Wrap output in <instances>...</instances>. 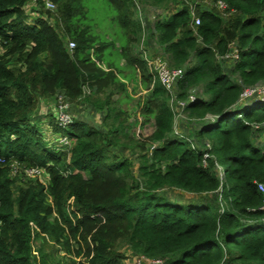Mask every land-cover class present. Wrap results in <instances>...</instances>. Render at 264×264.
<instances>
[{"label": "trees", "instance_id": "16d2710c", "mask_svg": "<svg viewBox=\"0 0 264 264\" xmlns=\"http://www.w3.org/2000/svg\"><path fill=\"white\" fill-rule=\"evenodd\" d=\"M52 1L56 12L44 10L28 25L29 0H0V264H58L61 252L76 264H125L123 248L165 264H264V143L254 139L264 130V99H241L244 88L264 82V0H214L235 12L226 21L196 4L198 25L182 2L149 28L167 65L186 69L175 97L186 102L195 90L183 111L202 125L200 147L175 132L173 94L132 49L145 36L136 5L179 0H109L114 27L106 37L85 24L84 0ZM66 41L74 42L71 51ZM231 42L238 59L227 72ZM109 47L116 58L106 61ZM131 82L138 85V127L154 126L145 139L129 133L112 99L130 96ZM59 93L70 105L104 112L106 130L75 116L65 129L52 125L71 147H48L31 114L38 98ZM208 116L214 120L206 123ZM113 146L137 155V177ZM12 163L38 167L46 182L15 186Z\"/></svg>", "mask_w": 264, "mask_h": 264}, {"label": "rangeland", "instance_id": "374dc122", "mask_svg": "<svg viewBox=\"0 0 264 264\" xmlns=\"http://www.w3.org/2000/svg\"><path fill=\"white\" fill-rule=\"evenodd\" d=\"M181 2V3H180ZM183 3L187 5L190 8V11H193L195 13V5L198 4L200 6V9L205 10V11H211L215 12L218 16H220L222 19L229 20L233 18L236 14L235 12H230L224 6L219 5L216 1L214 0H179V2L176 3H169V5H166L164 7L159 6H151L148 4H140L139 7L141 8V16L143 17L140 18L138 15L134 17L136 21H140L141 25H144L143 28L145 29V41L142 45V51L140 54V51L138 50L137 44H132V49L134 52V49L136 50L135 53L148 56L150 60L152 59H159L160 61H165V56L163 54V51L161 47L157 46V44L152 40L150 36V30L149 28L152 27L153 21L160 17L163 16L162 19H166L169 15L173 14L175 11L180 10L183 6ZM83 6L87 10V18L85 24H89L91 26L90 30H92L93 34H101L106 37L109 33H111L112 27H114V24H112V21H110V18L114 16V9L113 6L111 5L109 0H84L83 1ZM201 10V11H202ZM35 12V13H32ZM44 10L42 9H37V6L28 3L27 8H26V14L27 17L25 19V22L28 25H34L35 19L37 18H42L41 16L44 15ZM45 16V15H44ZM48 23L50 21L48 20ZM51 24V23H50ZM80 26H83L82 24ZM60 34V33H59ZM64 39L66 37L62 34H60ZM144 35V34H143ZM147 35V36H146ZM117 40V37H116ZM115 45L117 46L118 43L116 42ZM229 47L232 49L236 47L234 42H231L229 44ZM112 48V47H111ZM110 47L107 48L105 51L107 54L104 55L107 59L110 60L116 58V54L111 53V55H108L109 50L111 49ZM4 49L0 46V54ZM106 61L104 62L103 66H106ZM114 61V60H113ZM237 61L235 60L231 55L225 58V62L223 63L224 65V70L227 72H230L234 62ZM123 61L120 62V64H124ZM116 64H119V59L115 62ZM186 70V69H185ZM234 79L235 77L232 76ZM236 79V78H235ZM237 82H239L237 80ZM138 85L136 82H131L129 87L127 88V93H131L129 95H124V94H119L115 93L113 95L112 99L117 100L116 106L123 110L126 113L127 116V123L130 125V130L129 133L135 136L136 134H139L142 139H145L146 136H148L152 131H153V122L149 121L145 123L144 125H141L138 127V121L142 122V116L139 114V110L136 107V101L139 100L138 97ZM246 90L245 94L242 95V100H250L251 98L255 97V95H259L261 101L264 96V82L257 83L255 86L252 88L246 87L244 88ZM87 90H85L86 92ZM88 94V93H86ZM258 98V97H257ZM66 99V98H65ZM68 102V100L66 99ZM69 103V102H68ZM253 101H246L245 104H253ZM68 112L71 115L72 118H79V120L83 121L84 123H87L88 125L96 126L99 129H103L105 131V125L101 123L102 119L101 116L102 112H99L97 109H95L92 104H89L87 102H79V104H73V105H68ZM55 107V99H42L38 98L36 101V106L31 114L32 121L35 122L42 131L41 137L44 138L45 142L47 143L48 147H51L55 152L57 151H62V146H59L56 144V138L58 135L61 134H55L52 132V125L55 123L54 116L53 118H49L50 115H52V112L54 111ZM173 108L175 112H177V119L174 121V130L176 133H178L180 136H186L185 138L187 140H192L194 141V146L198 147L201 143V141L197 138V132L201 128V124L198 123V121H190L191 119H188L186 113L184 111H181L179 107L176 105H173ZM100 114V115H99ZM214 118L211 116H208L205 119L206 123H209L213 121ZM68 139V137H67ZM254 139L256 143L262 144L264 143V130H261L257 133L254 134ZM69 140V139H68ZM205 143L207 141H204ZM70 143V140H69ZM200 147V146H199ZM110 152H113V154L118 158V159H126L131 163L130 166V171L132 172L134 177H137V167H138V160H137V155L131 153L128 149H123L120 148L119 146H113L109 148ZM217 170L219 171V175L221 179L224 178L223 172H224V167H217ZM13 177V176H11ZM15 186H23L24 187V182L33 180L35 178H29L26 177L25 170L22 172H17L15 174ZM41 179L46 182V175L41 176ZM176 192L183 193L187 198H189L191 195L186 194L183 191H178L175 190ZM124 256L126 259L124 260L125 264H136V256L135 254H132L131 251H128L126 249H122ZM56 262L58 264H76L77 259H73L71 257L66 256L65 254L58 253L56 254L55 258Z\"/></svg>", "mask_w": 264, "mask_h": 264}, {"label": "built area", "instance_id": "2783aa9c", "mask_svg": "<svg viewBox=\"0 0 264 264\" xmlns=\"http://www.w3.org/2000/svg\"><path fill=\"white\" fill-rule=\"evenodd\" d=\"M29 2L36 5L37 9H42L45 11L56 12V9H57L55 3L52 0H29ZM217 3L221 6H224V8H226V5L222 1H217ZM136 8H137V15L140 17L141 8L139 7V4L136 5ZM32 13H35V12H32ZM190 14L194 21V24L198 25L199 18L194 16L193 11H190ZM140 18H142V21H143V17L141 16ZM141 26L143 27L144 25H141ZM144 42H145V38H144V35H142L141 40L138 44V48L140 51H142V45ZM66 44H67V49L69 51H71L75 45L73 41H66ZM230 52H231V48L229 47L228 51L224 55V58L231 55L235 60H237L238 59L237 48L234 47L232 49L231 54H229ZM141 58L146 62V64L149 65L150 69L157 74L159 81H160V85L164 89H166L168 92L173 94V97L170 100V106L172 108H173V105H176L177 107L181 109V111H183V107L185 106V103L188 104V102L193 101L195 99V90H192L191 92H189L188 101L186 102L178 101L175 97V91H176L175 84L178 80L183 78L186 72L184 68H170L167 65L166 61H160L157 58L150 60L148 56H144V55H141ZM245 92L246 90L243 91L242 95H244ZM261 98L264 99V96ZM54 99H55V107H54V111L52 112V114L54 115L55 123L57 124L59 128L65 129L72 122V119H73L68 112L69 103L66 101L65 95L63 93L57 94ZM177 115H178L177 112H175L174 121L177 119ZM68 139H67V136L58 135V137L54 141H56L57 145L63 147L62 151H67V149L71 147V140L69 139L70 140V143H69ZM2 162H3V159L0 158V163ZM11 169H12L11 176L13 177L15 176L17 172H22L24 170L26 173V177L41 179V176H42V170L39 169L38 167L22 168L18 166L17 164L12 163ZM258 189L261 192H264V187L261 184H258ZM136 258H137L136 264H165V260L160 259V258H153V259L146 258L143 255L136 256Z\"/></svg>", "mask_w": 264, "mask_h": 264}]
</instances>
